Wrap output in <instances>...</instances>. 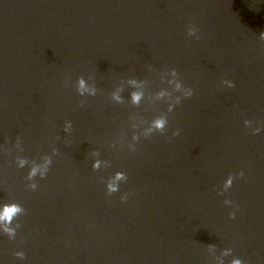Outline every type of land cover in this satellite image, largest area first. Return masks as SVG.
I'll return each instance as SVG.
<instances>
[{"label":"water","instance_id":"water-1","mask_svg":"<svg viewBox=\"0 0 264 264\" xmlns=\"http://www.w3.org/2000/svg\"><path fill=\"white\" fill-rule=\"evenodd\" d=\"M10 205L0 264H264V0H0Z\"/></svg>","mask_w":264,"mask_h":264},{"label":"clouds","instance_id":"clouds-1","mask_svg":"<svg viewBox=\"0 0 264 264\" xmlns=\"http://www.w3.org/2000/svg\"><path fill=\"white\" fill-rule=\"evenodd\" d=\"M189 36H193L195 35V29L191 26H189V30H188V33H187ZM80 87L83 88V81L81 80L80 81ZM192 95V90L190 89L186 94H185V97H190ZM139 99V96L137 94H134L133 95V100L136 101ZM179 98H177V103H179ZM165 125H166V121L164 119H157L155 122H154V127L161 133L163 134L164 131H165ZM257 131H260L259 129H257ZM178 133L174 132L173 133V136L177 135ZM34 174V172H33ZM238 175H243V173H239ZM117 178H121V174H117ZM232 182H233V177H231L227 184L225 185V189H228L231 185H232ZM116 189L114 187H112L111 185L109 186V191L112 192V191H115ZM225 204H230L232 203L231 201L229 200H225L224 201ZM18 211H20L19 207L16 206V205H10V206H6L3 210L2 213H0V219H3L5 221H10L12 216L15 215ZM235 215V213H230L229 216L230 218H233ZM17 255H23L22 253H18ZM233 264H242V261L240 259H236L233 261Z\"/></svg>","mask_w":264,"mask_h":264}]
</instances>
